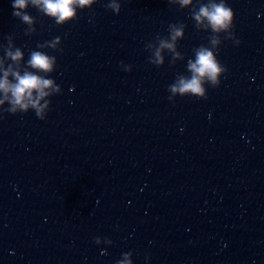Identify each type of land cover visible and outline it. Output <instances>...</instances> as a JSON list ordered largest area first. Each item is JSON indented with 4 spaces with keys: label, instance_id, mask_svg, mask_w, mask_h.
Listing matches in <instances>:
<instances>
[{
    "label": "water",
    "instance_id": "water-1",
    "mask_svg": "<svg viewBox=\"0 0 264 264\" xmlns=\"http://www.w3.org/2000/svg\"><path fill=\"white\" fill-rule=\"evenodd\" d=\"M12 2L0 0L4 70H17L9 50L21 74L31 51L55 56L61 94L45 98L43 121L31 109L0 119V264H117L129 252L131 264H264V0H225L240 41L221 35L227 72L206 100L174 102L169 85L211 47L192 19L209 0H116L119 15L94 0L61 27L30 2L35 31Z\"/></svg>",
    "mask_w": 264,
    "mask_h": 264
},
{
    "label": "clouds",
    "instance_id": "clouds-1",
    "mask_svg": "<svg viewBox=\"0 0 264 264\" xmlns=\"http://www.w3.org/2000/svg\"><path fill=\"white\" fill-rule=\"evenodd\" d=\"M30 2L48 17L54 18L56 25L61 27L78 19L77 7L82 10L89 9L94 0H13L11 5L13 17L30 26L29 30L35 31L31 27L35 20L26 11ZM180 3L182 6H187L192 3V0H180ZM41 5L42 7H40ZM106 7L117 15L120 14L121 5L116 0H110ZM192 19L196 21L197 26L204 24L205 21L207 22L206 27L210 28L212 32L209 37L211 47L201 45L195 49V61H188V68L192 73L191 77L180 76L173 84L169 85L168 91L171 95L168 98L172 102L175 101L176 97H195L206 100L207 90L204 85L207 83L212 88H218L221 77L227 72V69L217 59V54L223 43L221 35L224 36L225 40L234 41L237 46L240 44L233 31L234 12L225 0H209L206 4L201 3L198 11L192 14ZM182 36L183 27L172 25L170 39L175 41ZM59 40V37L53 39L50 46L54 48L55 43ZM41 47L43 45H37V48ZM173 47L174 44L168 40L160 41V48L173 49ZM59 51L62 53L63 49ZM177 55L179 54L177 53ZM7 56L16 62L17 70H13L11 65L7 70H4L3 62H0V72L3 73L0 77V94H2V98H0V119L3 118L5 113L10 115L26 114L31 109L39 120H45L47 112L50 110L49 105H51V100L45 98L61 94V88L53 79L49 78L56 70V57L42 51H31L27 65L34 71L24 70L21 74L19 70L20 61L23 58L21 50L19 48L14 52L9 50ZM155 58V63L162 62L160 49L156 50ZM124 70L130 72L131 67L128 66ZM36 73H43L44 75ZM9 76H12L13 80H9ZM42 100L45 101L44 104H41ZM131 254L130 252L124 253V259L118 261L117 264H131L128 259Z\"/></svg>",
    "mask_w": 264,
    "mask_h": 264
}]
</instances>
